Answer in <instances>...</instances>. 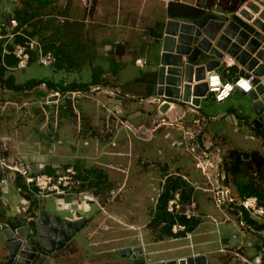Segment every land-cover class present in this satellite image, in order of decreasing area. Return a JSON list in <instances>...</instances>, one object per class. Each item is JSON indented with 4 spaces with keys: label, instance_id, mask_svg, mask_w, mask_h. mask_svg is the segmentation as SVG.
<instances>
[{
    "label": "rangeland",
    "instance_id": "1",
    "mask_svg": "<svg viewBox=\"0 0 264 264\" xmlns=\"http://www.w3.org/2000/svg\"><path fill=\"white\" fill-rule=\"evenodd\" d=\"M114 4L110 3L108 0H102L100 5L97 4L96 8L94 9V12H91V8L93 6V0H53L52 6H49L45 11H42L41 16L44 19L51 20L53 24L60 25V27H64L63 24H67V26H70V29H67V31L62 34L63 38H58L57 40L64 43V41L71 39L70 47L75 50L77 53L75 56V61L77 62V66H71L70 70L67 71V68L65 70H58L54 69L53 66H44L40 65L37 61L31 63L28 68L26 69H16V70H10L14 71L16 73L18 81L20 83L25 82L28 79L31 78H51L54 80H62L63 85L69 84L72 81H79V82H87L90 80L91 77V65H100L102 66L106 73L105 77L109 79L108 83H103V88H112V87H120L122 90L125 91V88H129L133 90H136L134 93L135 96H139V92L146 93L144 89L148 85L149 81H153L157 78L158 72L156 71V68L160 65V51L162 47L161 40H156L151 33V28L155 27V24L157 21H163L166 22L167 20V9L165 7L164 0H155V2L158 3L159 8H146L144 19H138V17L135 14L129 15V18L127 16V11L119 6V3H117V0H111ZM187 3H196L199 0H184ZM2 4V2H0ZM17 4L20 5V1H17ZM124 5L125 2H124ZM128 5L135 9L134 5H137L133 1L128 2ZM217 12L221 15L224 13L219 12L218 6L215 5L213 8V12ZM128 21V22H127ZM165 22V23H166ZM129 28H133L131 32H129ZM64 29V28H63ZM66 29H64L65 31ZM50 31L46 33V35H49ZM36 37H42V35H34ZM48 37V36H46ZM70 37H74V40ZM50 38V36L48 37ZM119 41L120 43L115 45V43ZM127 41V42H126ZM125 42V43H123ZM69 46L67 48L69 50H72ZM118 47H121L122 50L125 48L124 51H122V54L118 52ZM114 50L113 55L108 54V51ZM138 51V54H141V56L144 57L146 60V66L140 67L136 64L135 59L138 54L135 52ZM125 53V54H124ZM123 55V56H122ZM85 57V58H84ZM93 63V64H92ZM116 70L118 73L115 77L112 76V69ZM143 78V81H138L139 79ZM155 78V79H154ZM119 79V80H118ZM142 80V79H141ZM149 80V81H148ZM119 81H123V87L122 84L119 83ZM135 85L133 86V84ZM137 83V84H136ZM132 85V86H131ZM47 93V87L42 86H36L32 89V92H23L21 94L11 95L10 92L6 91L0 96V103L4 106L2 108V113L4 115L3 123H10L11 125H15L16 127L22 128L27 125L25 121L30 120L31 118H35L34 122L41 124L43 122V125L49 122L46 119V114H44L43 111V101H44V95L42 97V94ZM100 97L102 99L110 100V97L106 95L105 91L102 90H87L85 96H81L77 99L76 106L79 108L82 107L84 110H90L93 109L96 105V101L93 99L95 97ZM108 97V98H106ZM92 98V99H90ZM34 101V102H33ZM66 101V98H65ZM114 102L109 103L112 105L110 107V111H106V115L101 113L100 115L105 117V121H100L99 119V125L106 128L102 131H99L98 129V135L102 136H108L106 138H103L104 143L109 140V136L112 131L108 129V127H113V131L118 132L123 126L125 127L126 124H128L129 128L128 130L131 133V136L135 138V140H138L135 136L139 135L140 137L147 138L149 135V131L147 127L142 129V126L138 132L134 130L132 125L137 126L140 125L137 121L136 122H130L131 118H126L125 115L122 114H116L113 117V108L118 106L117 104H120L116 102L117 100H113ZM128 101L132 102L133 106L136 108L135 111H137L138 107L140 110H142V106L138 98L129 99ZM126 102V101H122ZM134 103H136L134 105ZM42 104V105H41ZM121 105V104H120ZM147 105V104H146ZM108 106V104H107ZM20 107V108H19ZM23 107V108H22ZM25 107V108H24ZM63 108V104L61 106ZM22 108V109H21ZM62 108H60V115L58 119V125L57 127H54L55 131L57 132L58 129H60L59 134H55L51 131H42L40 128L35 130H30L28 132L29 135H27V140L32 138L34 142L30 143L34 147H38L39 151H45L50 156H54L56 153L62 152L66 153L68 159H74V153L76 154L77 151L79 153L87 154L85 150H90L97 154L98 151L94 150L95 146L94 144L89 143L91 140H89V135L87 133H90L91 136L97 132L93 127H87V121L90 123L87 118V116L83 117L82 115V125L80 132L78 131L77 127H73L74 121L76 122L79 120V116H75V118H72L70 109L68 110L69 115L63 117ZM18 109V110H14ZM25 109H29L31 113ZM47 109V107H46ZM15 112L14 114H8L7 112ZM27 111V113H26ZM143 111V110H142ZM225 111H228L231 118L224 117ZM200 112L204 113L205 118L207 119L212 115H217V117H220L218 120H210L207 122L205 120L204 122L200 120V122H192L190 121L189 125L186 127H189V129H195L194 133L196 134L197 130H200L196 136L198 137V141H200L202 138L204 139L203 142H205L207 137L203 136V128L208 127L211 130L210 133V143L207 145H210L213 152L216 151V146L221 144L224 147V150L222 151L223 157L228 154V152L231 149H245L244 147H249L251 151H259L264 155V134H252L254 137L251 140H248V137H246V130L239 128V131L234 134V126H236V121L234 120V117H240L241 114L248 120L247 125H250L252 123V120L257 119V113L252 107V99L251 98H229L223 103H218L214 101L212 98L207 97L205 99H202L200 102ZM108 113V114H107ZM32 114V116L30 115ZM30 115V116H29ZM29 116V117H28ZM191 116V115H190ZM113 117V120L111 118ZM136 117V116H135ZM133 117V118H135ZM192 117V116H191ZM12 118V119H10ZM52 122L54 124L55 119L52 117ZM75 119V120H74ZM84 120V121H83ZM108 122V127H107ZM203 122V123H202ZM240 122V121H238ZM2 123V124H3ZM36 123V124H37ZM70 124V126H68ZM77 126L79 127L78 123ZM103 127V128H104ZM114 127H118L119 130H116ZM172 133H174V129L172 128ZM263 129V128H262ZM123 130V128H122ZM176 130V129H175ZM125 131V130H123ZM134 131V132H133ZM223 132V134H219L217 132ZM126 132V131H125ZM214 132V133H213ZM127 133V132H126ZM137 133V134H136ZM217 133V134H216ZM226 133V134H224ZM23 134V133H22ZM21 134V136H22ZM96 135V134H95ZM112 134L111 136H113ZM110 140L109 142H114L115 145L112 146L115 148H119L122 146L120 143L117 144V137L113 138V140ZM122 135H120L121 137ZM248 136V135H247ZM182 138V136L180 137ZM66 140V141H64ZM85 140L88 141L85 143ZM168 140V139H167ZM167 140L165 141L166 145ZM174 139H172L173 141ZM190 140L193 142V139L190 138ZM188 140V142H190ZM38 141L41 143L38 144ZM63 146V147H62ZM104 146V144H100V147ZM187 146V145H183ZM4 144L1 145L0 148V158L4 161H6V164L8 165H14L15 162H24V159L22 158L21 154H14V146H11L8 143V149L5 150ZM77 147L76 152H73L72 149ZM98 147V148H100ZM177 144H174L171 148H166V156L163 158L159 163H162L161 169L163 170V165L165 162L172 161V158L170 154L173 156L180 155L181 151H178ZM206 149V148H205ZM189 151V150H187ZM100 152V151H99ZM13 154V155H11ZM13 156V157H12ZM109 155L101 156L100 161L101 162H110L112 165H115L116 162L119 164H127L128 157L121 156L119 158L117 157H111L110 159ZM82 162L83 159H77L76 162ZM135 160V159H134ZM138 160V159H137ZM152 160V159H151ZM132 161V160H131ZM130 161V162H131ZM97 161L90 160L87 163L88 164H95ZM25 163V162H24ZM130 164V163H129ZM84 165H86L84 163ZM98 165V164H97ZM144 165L146 167V178L143 179V182H139L138 180L141 178L139 175L134 177V172L139 171ZM156 163L155 161H148L145 160L141 164L140 161H133V165L131 167V176L127 184L122 182L123 178L125 177V173H122L120 171L112 170L110 169V166L102 165L100 167H103L108 173V178H104L102 176L99 177L98 173L92 174L93 178H91V182L88 186L81 187L77 189L76 192H78L76 197H70V196H61V198L64 199V201L70 202L69 204H65L63 209H57L56 211H62L60 215H71L69 217L75 218L77 215L82 216L84 215L83 211L81 210L82 204L84 202L88 203H95V201L100 202L102 204L110 203V211L114 207L113 213L116 217H121L124 220H131L132 223H138L140 225H143L142 229H144V238L153 239L156 235L160 236V238H169V236H166L164 232L161 230L160 225H155L153 216L155 213L156 208V198L158 196V189L161 188L164 177L161 178L160 173L155 170ZM172 168V164H170ZM85 167V166H84ZM41 167L39 166L38 169ZM83 173V170L80 169ZM155 171L157 173V177L154 179L149 178L148 175H150L149 171ZM1 171V177H0V219L7 220L9 218L14 219V222L17 221H24V224L29 222V217H33L34 222H38L42 210L46 209V202L47 206L54 208L56 205L55 198H36L38 201V205L35 209L28 211V205L30 202V199L26 197V195L23 192H20L17 187L13 186L14 179L12 178V169L7 168L6 166H3L0 168ZM145 171V172H146ZM194 168L191 171V175L189 178L192 180V182H196L198 185H200L201 189H196L190 186L189 193L190 197H193L197 203V208L199 204L204 205L202 203H205L204 199L205 197H210L212 200V194L208 195L206 193L201 192L202 188L206 185L214 187L215 183L212 184L211 180L208 178H204L203 175L200 173H196ZM37 172H44V170L40 169ZM141 172V171H140ZM165 171H162V175H164ZM216 173H213L212 176L214 178ZM175 178L173 176V173L169 174V177ZM88 177V176H87ZM220 178V177H218ZM231 180V179H230ZM229 180V181H230ZM13 182V184H12ZM167 182V181H165ZM235 181H230L231 186L233 187V192L238 194V190L236 187V184H234ZM5 183V186L12 185L9 189L12 192H9L3 184ZM119 194L115 197L114 201L111 200L112 189L120 188ZM4 192H8L9 196L14 197V205L11 207V205L8 203V201L5 202L6 198L4 197ZM80 192V193H79ZM35 195V194H34ZM193 195V196H192ZM36 197V196H35ZM189 197V198H190ZM60 198V197H59ZM5 199V200H4ZM12 199V202H13ZM188 199V198H187ZM199 201V202H198ZM213 202V200H212ZM72 203H75L76 205L73 206ZM86 204V203H85ZM214 206V202L212 203ZM216 206V205H215ZM63 207V206H62ZM100 209V206H98ZM93 208H97L93 206ZM12 211V213H15V216H9L11 215L9 211ZM55 212V213H57ZM90 214V213H89ZM217 214L220 217H223L221 214L217 212ZM233 214V213H232ZM94 215V213H93ZM96 216V213H95ZM113 216V215H112ZM228 217L232 218L234 216L231 214L227 215ZM225 215V218H227ZM8 217V218H7ZM94 217V216H93ZM112 218V217H111ZM235 221V216L233 217ZM137 220V221H135ZM230 220V219H229ZM231 221V220H230ZM232 222V221H231ZM236 222V221H235ZM146 224V225H145ZM33 235L31 237V241L36 243L37 245H40V236L39 231L36 224H33ZM145 225V226H144ZM93 225L90 224L88 227H86L84 230L79 231L75 239L71 241V244L67 246L65 250H57L52 253H47L41 249L39 246L38 248V254L33 260L32 264H69L72 263V260H75L78 258V254L76 251H74V248H80L87 246L88 239H89V232L92 230ZM15 228V227H14ZM211 226L210 223L204 221L203 225L200 226L199 232L196 236L193 238V241L202 242L205 241L207 238H210L209 230ZM105 229V228H104ZM257 232H249V231H242L241 232V238H244L246 240L243 241V245H239V242H234L226 245L224 247L223 256L224 259L222 262L224 264H237V257L244 256L248 259L253 258L256 254L264 252L263 243H264V235ZM95 234H93L92 238H94L95 241H99V244L96 242L91 241V246H93L91 249L99 250L105 248V243L103 242V238H105L108 234L105 230H100L99 232L95 231ZM97 233V234H96ZM130 234H136L137 231L132 230L129 231ZM91 238V239H92ZM31 242V243H32ZM131 243H140V239L136 236L131 238ZM146 242V241H145ZM189 242V239L187 237H183V239L176 240L175 242L170 243H161L159 244L161 249H167L169 246H171V243H176L177 245H181V243H187ZM257 242V243H255ZM122 244H125L123 242ZM121 245V244H119ZM148 245V244H147ZM145 244V246L147 247ZM202 245V244H201ZM72 246V247H71ZM74 247V248H73ZM148 247H150L148 245ZM197 247H193L194 249H197ZM210 247V246H209ZM192 248L186 247L183 249H177V252L174 255H182V254H188L190 253ZM21 251V250H20ZM73 252V253H72ZM10 253H11V245L6 240L3 230L0 229V264H5L10 259ZM58 253V254H57ZM69 255V256H68ZM173 255V253H167L165 252L161 256H170ZM109 263L116 262L117 264H132L133 260L128 257H122L117 256L114 253H111L109 255ZM79 261H82L81 258H78ZM5 261V262H4ZM243 264L242 261L240 260ZM211 264V263H210ZM239 264V262H238Z\"/></svg>",
    "mask_w": 264,
    "mask_h": 264
},
{
    "label": "crops",
    "instance_id": "2",
    "mask_svg": "<svg viewBox=\"0 0 264 264\" xmlns=\"http://www.w3.org/2000/svg\"><path fill=\"white\" fill-rule=\"evenodd\" d=\"M17 1L18 0H0V2H2V4H0V36L2 35V37H0V63H2V64H3V57H2L3 45L7 40H12V39H10L9 35L12 33H15L14 32L15 27L8 25L7 21H9L10 18H13L14 11L18 7H20L21 4L18 5ZM101 1L102 0H98L97 4L99 3V5H100ZM108 1L112 4H114L111 0H108ZM131 1H133L134 3L137 4V5H134L135 9L128 5V2H131ZM169 1L185 2L184 0H164L166 9H167V4ZM124 2L126 5H124ZM117 3H119V6H120L119 9H121V7H122L123 9H125V11H127L128 18H129V15L135 14L138 17V19L139 18L144 19L143 16H145V12H146L147 7L150 9L151 8L152 9L159 8L158 3L155 2V0H117ZM185 3H187V2H185ZM196 3H189V4H196ZM227 16L232 18L231 14H227ZM169 19H172V18H169L167 16V20H169ZM175 20H179V19H175ZM161 22H163V21H161ZM165 22H166V20H165ZM165 22H163L164 28H163V32H162L161 37L160 36L157 37L155 35H152L154 38H156V40H161L162 43H163V37H164V33H165V24H166ZM132 29L129 28V32H131ZM119 43L120 42L117 41L115 43V45H117ZM123 43H125V42H123ZM117 46H119V45H117ZM122 50L124 51L125 48H123ZM113 51L112 50L108 51V54L113 55ZM161 52H162V47H161L160 53ZM135 53L138 54V51H136ZM137 59L144 60L145 65L144 66L139 65L137 63ZM135 62L140 67L146 66V60L144 59L143 56H141V54H138L136 56ZM7 65H8L7 66V68H8L7 75L8 74L14 75L16 83H20L18 81L17 75H16V73H14V71H11L9 73V71L12 70L10 68L11 65H9V64H7ZM156 71H157V68H156ZM112 76L115 77L116 75L112 74ZM31 79L38 80V79H44V78L40 77V78H31ZM31 79H28V80H31ZM28 80H26V81H28ZM138 81L142 82L143 80L139 79ZM22 83H24V82H22ZM119 83L122 84L124 82L119 81ZM134 85H135V83L133 84V86ZM36 86L47 87V93L49 91V87H48L46 82H42L41 84L36 85ZM36 86H33V88H35ZM148 86L149 85H147L146 88L144 89V91L146 93H143L141 91V92H139V94H140L139 96H135L134 93L136 92V90H133V88L129 89V88L123 87V84H122V87L125 88L126 92H128L132 96L138 98V100L140 101L141 106L143 108L142 109L143 111L140 110L139 107H138L137 111H135L136 108L133 106L132 102H130L128 100H126V102H122L120 100H117L116 102L120 103L121 105L117 104L118 106L114 107L113 111H111V112H113V116L116 114H119V115L122 114V115H125L126 118H131L130 121H133V122L137 121L138 123L145 125L149 131V135L147 138L140 137L139 135H136L135 137L138 140H135V138H133L131 136L130 131L126 130L124 128L123 130H125L127 133L121 129L118 132L112 131L110 134V136L112 134H114L113 136H111V140H113V138L117 137V144L120 143L122 146H120L119 148L113 147L112 144L113 145H115V144H114V142H109L110 136L108 138L109 140H107V142L104 143L103 138H106L108 136L98 135V129H99V131H102L106 128V126L104 127V125H103L104 128L102 126H98L100 121H103V120L105 121V117H103V115L101 116L100 114L103 113L104 115H106V111H104L105 108H106L105 110L110 111V107L112 105L109 103V101L112 102V100L110 99L107 102V99L104 100V99L97 96V97L93 98L96 101L95 102L96 105L93 109H90V110H84L82 107L79 108L78 106H76L77 102L73 105L71 102H68L67 99H66V101L65 100L63 101V103H64L63 108L60 107V108H62L61 114L63 115L64 118H65V116L69 115V112H68L69 109H70L72 118H75V116H77V115L79 116V120H77L76 122L74 121L75 124H73V127H77L79 132L82 128L81 127L82 115H83V117L87 116L86 119L91 121L90 123L87 121V127L92 126L93 127L92 129H94V132H95V130L97 132H95L96 135L94 134L93 136H91L90 133H87V135H89V140L93 139L89 143L94 144L93 145V146H95L94 150L98 151L97 154H95L94 152H92L90 150H85L87 152V154L79 153V151H77L76 154L74 153V157H73L74 159L72 160V159L67 158V155H65L66 153L59 152V153H56L54 156H50L45 151L40 152L38 147H34L33 145L30 144V143L34 142V140L32 138L27 140V135H29L28 132L32 129L36 131L38 128H40V130H42V131H51L55 134H59L61 128L58 129L57 132L54 129V127H57L58 124H55V122L53 124V122H52L53 118L51 117L50 119H47L46 116L45 117L49 122H47L44 125L42 122L41 124H39V126H38L37 122H34L35 118H31L30 120L25 121V123H27V125H25L23 128H22V126L16 127L15 125H11L10 123H7V122L3 123L4 122V120H3L4 115L1 113L3 112L2 108L4 106L1 103H0V148H1V145L4 144V146H5L4 148H5V150H7L8 149V147H7L8 143L11 146H14V154H16V153L21 154L22 158L24 159L25 164L28 165L29 168L33 172H37L38 170L42 169L45 172L54 173V172H56V170H58L62 167L73 164L77 168L82 169L83 173H85V174H93V173L97 174L98 173V176L101 177L102 173H103L105 175H103L102 177L108 178V175H109V173L107 172L108 170L106 171L103 167H100L102 165H106V166H110V169H112V170H116V171H120L122 173H125V177L123 178L122 182H124V180H125V184H127L129 178L133 177V176H131V167L133 165V161L139 160L140 163L142 164L143 161H145V160H148V161L153 160L156 163L155 170L160 173L161 178L164 177V180H163V183L161 186H163L165 183V180H167L169 178L168 177L169 174L173 173V176H175V177L178 175H180V176L186 175V176L190 177V176H192L191 171L194 168L195 170L198 171V172L195 171V174L200 173L201 175L204 176V178H208L209 180H211L212 184L215 183V185L213 184L214 186H216L217 184H220V183H224L233 189L230 182H229V184H227V181H226V173H225L224 167H223V155L221 154L222 152H218V151L213 152L212 149H210L211 153L208 156H206L203 153L207 144L210 143L209 137H210L211 130L208 127L202 129L203 130V133H202L203 136L207 137L208 139H206L205 142H203V140H204L203 138L200 140L201 148H197L196 152H192L189 149L190 145H189V147L183 146V145H187L186 142L188 141L184 136L186 134V132L195 130V129H189V127H186L190 124L189 123L190 121L197 122V120H202L204 122L205 120H207V122H208L211 120L212 116H217V115H212L210 117V119H209V117L206 119L204 116V113L200 112V106H198L195 110H191V109H188L187 105H178L173 109V111L169 112L171 114L169 117L170 118H172V117L176 118L177 115L181 116L182 115L181 113H183V111H184L186 115L182 119H179V121H181V123H178L175 126L160 124V117L162 116L161 113L163 110L162 109L160 110L159 107L157 106V104L152 103L148 100L155 94V85L151 89ZM33 88L27 89L24 92H32ZM6 91L10 92L11 95H16V94L19 95L22 93V92L21 93L15 92L13 88H9V86H7L6 84H1V82H0V96ZM47 93L42 94V97L44 95V98H45ZM232 97L233 98H242V97L247 98V95L243 94L240 91H236L233 93ZM106 98H108V97H106ZM205 98H207V97H203V98H201V100L205 99ZM90 99H92V98H90ZM140 99H142V100H140ZM43 104H44V101H43ZM107 104H108V106H107ZM135 104L136 103H134V105ZM46 107L49 109L52 106L46 105ZM60 108H59L58 115H60ZM14 110H18V109H14ZM25 110H27L28 113L29 112L31 113V111L29 109H25ZM27 111H26V113H27ZM5 112H7V111H5ZM15 112L11 111V112H7V113L8 114H14ZM225 112L226 113L224 114V117L226 116L228 118H231L228 111H225ZM30 115L32 116V114H30ZM221 116L222 115H220V117ZM133 117H135V118H133ZM234 118H235L234 120L236 121L235 122L236 126H234V134H236L239 131V128L240 129L244 128V131L246 130L245 132H246V137H248V140H251L254 138L252 136V134L255 135L257 133L256 131L258 128L262 129V127H261L262 125L258 127V125L256 124V121H259L258 116H257V119L252 120V123L250 125H247L248 120L246 118H244V116H242V114L239 118L238 117H234ZM10 119H12V118H10ZM99 119H101V120L98 121ZM216 120H218V119H216ZM238 121H240V122H238ZM77 123H78L79 127L77 126ZM68 126H70V124ZM172 128L176 129V130L174 129V131H173L174 133H172V130H173ZM199 132H200V130H197V134ZM217 133L223 134V132H219V131ZM21 134H22V136H21ZM224 134H226V133H224ZM120 135H122V136L120 137ZM181 136H182V138H180ZM172 139H174V140L172 141ZM166 140H167L166 145H163V143L165 144ZM64 141H66V140H64ZM88 141L85 140V143H87ZM39 143H41V142L38 141V144ZM100 144H104V146L100 147ZM174 144H177V148L174 147V149L181 151L180 155L173 156L172 154H170L171 155L170 158H172V161L165 162V164L163 165L164 169L162 170L161 167H162L163 162L159 163V161H161L166 156H169V155L165 154V152H166L165 150H166V148H171ZM98 147H100V148H98ZM222 147H223V145H222ZM244 148L245 149H243V150H250L251 151V149L247 146ZM76 149H77V147H75V149L73 148L72 151L76 152V151H74ZM187 150H189V151H187ZM223 150H224V147H223ZM11 155H13V154H11ZM104 155H106V156L109 155L108 159H110L111 157L119 158L121 156L122 157L125 156V159H126V157H128V162L130 164L129 163H127V164L119 163L118 164L116 162L115 165H112L110 162H101L99 159L101 156H104ZM83 158H84L83 162H82V160L80 162H76L77 159H83ZM90 160L97 161V162H95V164H92V163L88 164L87 162ZM200 162L203 164V167H201V165L199 166ZM84 163L86 165H84ZM170 164H172V168H171ZM39 166L41 167L40 169H38ZM145 171H146V167H144V165H142L141 169L139 171L134 172L133 175H135L134 177H136L137 175L140 174L139 177H141V178L138 181L143 182V179L146 178V173H147V171L146 172ZM162 171L163 172L165 171L164 175H162ZM149 173H150V175H148L149 178L154 179L157 177V173L155 171L150 170ZM213 173H216L215 177H217V178H214L212 176ZM221 174H222V176H221ZM93 175L95 176V174H93ZM223 175L225 176L224 179H223ZM218 177H220V178H218ZM12 184H13V182H12ZM3 186H5V183L3 184ZM11 186L12 185L10 184L8 187L5 186V188H7V190L9 192H12L9 190V189H11L10 188ZM13 186L17 187L15 180H14ZM121 187L124 188V186H121ZM209 188L211 189L212 186L206 185L205 187H203L201 192L210 195V194H212V192H211V190H209ZM160 189L161 188L158 189V194H159ZM4 197L6 198V200L4 199L5 202L8 201V203L11 205V207H13V205H14V199L13 198L14 197L9 196L8 192H4ZM157 198H159V197L157 196ZM157 198H156V203L158 201ZM12 199H13V202H12ZM55 200H56V205L54 206V208H52V207L48 208L47 202H46V204H45L46 209L45 210H48L50 212H57L56 211L57 209H63L64 207H67V206H64V203L65 204L70 203V202L66 203L64 201V199L61 197L56 198ZM204 201H205V203H202L204 205H201V204L198 205V207H199L198 210L201 213V217L198 218V224L196 225L195 229L193 231H190L191 236L187 237L189 239V242L184 243V244L181 243V245H177L176 243H171V246H169L167 249H161L159 244L165 243V242H167V243L175 242L176 240H179L180 237H181L180 239H183L184 236H176V237L175 236H169V238L165 239V238H160V236L156 235L155 238L153 237V239H151V238H149V240H147V238L143 239L144 238V229L141 230L143 225H140L137 222L132 223V222H130L131 220H124L121 217L114 216V213H113L114 207L112 208L111 211L109 209V207L111 206L110 203L109 204L108 203L102 204L98 201L97 202L95 201V203L84 202V204L80 205L81 210L83 211L84 215L79 216V217L77 215L75 218L69 217L71 215H64L65 217H68L70 219H75V220L86 218L87 222L81 228L80 231L84 230L90 224L93 225L92 230L89 232V239H88L87 246L80 247V248H74L73 247L75 249L74 251H76L78 254V258L80 257L82 261H79V259L76 258L75 260H72V263H69V264H117L116 262L109 263L108 257L111 253L115 252V254L117 256L127 257L126 255H122L120 253V251L123 249L131 248V247H138L141 245H144V248L149 251V255H150L152 261H159V260L170 259V258H179V257H183V256H191V255H194L197 253H202L205 255V257L208 261V264H210V263L211 264H224L222 262V260L224 259V256L222 255L224 252V247L226 245H228L230 243H234V242H239V245H243V241L246 239L241 238V236H242L241 231H239L238 225L234 221V219H233L234 216H233L231 211H229L227 209H224V210L219 209L215 205L213 206L212 205L213 202H212L210 197H207V198L205 197ZM72 204H73V206L76 205L75 203H72ZM29 205H30V202H29ZM29 205H28V207H29ZM93 206H95L97 208H93ZM98 206H100V209ZM8 211H9V209H8ZM59 212H62V211H59ZM59 212H57V213H59ZM217 212L219 214H221L223 217H220L217 214ZM9 213L11 214L9 216H12V217L15 216V213H12V211H9ZM93 213H94V215H93ZM95 213H96V216H95ZM59 214H61V213H59ZM228 214H231L233 217L232 218L228 217L227 216ZM225 215L227 216V218H225ZM9 219H12V218H9ZM12 220L14 221V219H12ZM258 220L263 221L262 219H258ZM135 221H137V220H135ZM204 221L210 223L211 228L209 230V235L211 237L207 238L205 241H202V242L201 241L200 242L193 241V238L196 236V234L200 233L198 230H199L200 226L203 225ZM32 222H34V221H32ZM4 224H8L10 227L13 228V226L9 222V220L4 221V220L0 219V229L1 230H3L2 226ZM27 224H29V222H27L26 224L23 223L20 226H25ZM35 224H36V222H35ZM101 229L105 230L108 234L105 238L102 239L103 242L105 243V248L99 249V250L98 249L97 250L91 249L93 247V246H91V241L99 244V241H95L94 238H92V236H93V234H95L94 233L95 231L99 232ZM132 230L137 231V233L136 234H130L129 231H132ZM260 230H263V229H260ZM78 232L75 234V236L70 241H68L66 246L60 250H65L67 248V246L71 244V241L73 239H75ZM134 236H136L140 239L141 244H138V243L135 244V243L130 242L131 238H133ZM123 242H125V244H122ZM255 243H257V242H255ZM119 244H121V245H119ZM145 244L146 245L148 244L150 247H148V245L146 247ZM188 245L190 248H192L190 253L182 254V255H174L177 252V249H179V247H180V249H183V248L188 247ZM198 245H199V247L197 249L193 248V247H197ZM165 252L173 253V255L161 256ZM128 258L132 259L131 257H128ZM244 258H247V257L241 256V259H240V257H237V264H238V262L240 264L241 263L240 260H243ZM242 263H243V261H242Z\"/></svg>",
    "mask_w": 264,
    "mask_h": 264
},
{
    "label": "built area",
    "instance_id": "3",
    "mask_svg": "<svg viewBox=\"0 0 264 264\" xmlns=\"http://www.w3.org/2000/svg\"><path fill=\"white\" fill-rule=\"evenodd\" d=\"M249 1L250 0H247L246 3H244L236 11V15L239 18H241L242 21H245V18L242 15V10L246 9L248 11H251V9L247 7V3ZM255 2H256V6L259 7V11H258L259 13L264 8V5L261 4L258 0H256ZM258 13H254V15L257 16ZM215 20L220 21L222 19L216 18ZM223 20L225 23L224 27H227L229 22L235 19L228 17ZM179 21H186V20H179ZM186 22L193 23L194 21H186ZM7 24L16 27L18 25V22L15 18H10L9 21H7ZM245 29H246L245 32L244 31L242 32V29L237 30L233 37L227 34V36L231 39V42L227 44L226 46L227 49H220V52L222 53L221 56H213V55L209 56V58H215L219 62L215 65L213 69L210 70L206 69L204 79L200 80L199 82L197 81L193 82V84L200 82L206 83L205 94L200 96V99L203 97H210L218 103H223L224 101L232 97L233 93L236 91H240L243 94L247 95L249 92L256 90L257 86L259 85H262L264 87V72L261 75H257L255 73V70L258 67L264 65V59L262 58V56H260L261 53H264V38L259 37L255 33L257 30H259V28L253 26L251 22L249 23V27ZM259 31L261 32L262 35H264V29H261ZM222 33H223V28L219 31L218 37ZM16 34H22L25 37V40L22 42H14V37ZM194 35H195V31H194ZM9 36L10 39L12 40H7L4 43L2 49V57H3V64L6 65L4 63L5 56L9 54L14 55V57L17 59V62L14 66L10 67L12 70L28 68L31 63L33 53L37 54V61L40 65L52 66L56 62L57 57L54 51L45 50L43 41L40 38L29 34H25L23 32L12 33ZM0 37H2V35ZM202 37H206V35L202 33L199 36V39ZM10 43H12L13 45L12 49L9 48ZM215 46H217L215 44V41H212V45L209 48V50L213 49ZM231 47H233L232 48L233 52H230L228 50ZM201 54L208 55L210 53L200 49L197 43H193L191 52L189 54H185L183 56V60L185 61L187 56H191V58L193 59V64L196 68L201 63L198 60ZM239 56L240 59L238 58ZM251 62H254V64H251ZM137 63L141 66L145 65V61L142 59H137ZM234 68H236L235 69L236 71L232 72V69ZM102 84L103 83L92 85L90 86L89 90L105 91L106 95L110 97L112 102H114L113 100L126 101L129 99L136 98L131 94H129L128 92L122 90L119 86L108 89V88H103ZM86 92L87 90H82V89L70 90L65 92L61 88L49 89L47 95L44 98V104H43L44 114H46L47 118L54 117L55 124H57L59 119V115H58L59 108L62 106V104L64 105L63 101L65 100V98L70 99L71 103L74 105L79 97L86 95ZM262 95H264V90L262 94L259 96V99H261ZM193 97L194 96L192 95L191 99L188 101L183 100L182 98L172 100L166 97L164 94L155 93L148 100L152 103L157 104L159 109L163 110L161 113L162 116L160 117V124L175 126L178 123H181L179 119H182L186 114L183 111V113H181L182 114L181 116L177 115L176 118L175 117L170 118L169 116L171 114L169 112L173 111V109L178 105H187L188 109L195 110L200 105H196L193 102ZM165 104H167L168 106L167 108L163 109L162 107ZM46 105H50L52 107L46 109ZM113 117L111 118V120H113ZM219 118L220 117L212 116L211 120H216ZM197 122H200V120H197ZM262 123L263 124L261 127L264 129V122ZM141 126L142 129L145 128V125L143 124L137 126L132 125V127L136 132L140 130ZM107 127H108V122H107ZM127 127L128 124H126V126L125 127L123 126L122 128L128 130L129 128ZM114 128L116 130H119L118 127H114ZM108 129L110 131H113V127H108ZM194 132L195 131H187L186 134L184 135L187 140H190V138L193 139V142L190 140L191 143L188 141L186 142L187 147H189L190 145L189 149L192 152H196L197 148H201L200 141H198V137L196 136L197 132L196 134ZM210 149H211L210 145H207L203 153L206 156H208L211 153ZM222 150L223 147L221 144L216 146V151L222 152ZM246 151H250V150H246ZM0 165L1 167L6 166L7 168L12 169V178L14 180L16 179L17 174L22 175L24 179V183L28 187V191L34 192L36 198L48 199L52 197L56 199L61 196L64 197L70 196L72 198L76 197L75 195L78 194V192H76L77 189L84 186H88L91 182V178H93L92 174L82 173L80 169L73 164L62 167L56 170V172L54 173H49L45 171L33 172L29 168V166L23 162L16 161L14 165H8L6 164V161L2 160L1 158H0ZM200 165L201 167H203V164L201 162L199 163V166ZM252 174L256 181L260 180L259 174L256 170L253 171ZM175 178H181L186 183L182 187H177L175 189L173 188L170 190L171 196L167 202V211H169L175 217L185 216L187 219L200 218L201 213L197 208V203L193 197H190V193H189L190 186L196 189L199 188L201 189L200 185H198L196 182H192V180L186 175L183 176L178 175ZM224 178L225 176L223 175V179ZM17 189L20 192H22V190L19 187H17ZM121 189L122 187L118 189L114 188L111 190L112 201H114L115 197L119 194ZM209 190H211L212 192V200L217 208L222 210L227 209L234 214L235 221L236 224L238 225L239 231L241 232L258 231L256 227L247 220L245 215L248 213L250 217L254 219L264 220V204L260 203V199L257 195H249V196L241 197L239 193L238 194L234 193L233 189L224 183L217 184L213 188L211 189L209 188ZM28 191H26V193ZM163 191H164V185L161 187L158 197ZM184 191H186L189 194V196L186 198L183 197ZM32 220L33 217H29V222H31ZM186 229H187L186 224L178 221H176L172 226V230L174 233H178L180 231H186ZM259 231L260 234L264 235V230H259ZM32 234H33V230H32ZM183 236L190 237L191 236L190 231H187L186 234ZM141 246L144 250V254L142 255L140 254L139 257H144L148 263L171 262V264H178L180 259L182 258L186 259L190 257V256H183L179 258H170L159 261H152L149 255V251L144 248V245ZM37 254L38 252L35 251V257L37 256ZM200 255L205 256L202 253H197L191 256L197 257ZM17 259H20V250L13 264H17ZM34 259L29 258L30 260L29 264H32ZM206 264H208L207 259H206ZM243 264H264V252L256 254L251 259L244 258Z\"/></svg>",
    "mask_w": 264,
    "mask_h": 264
},
{
    "label": "trees",
    "instance_id": "4",
    "mask_svg": "<svg viewBox=\"0 0 264 264\" xmlns=\"http://www.w3.org/2000/svg\"><path fill=\"white\" fill-rule=\"evenodd\" d=\"M21 5L18 7L14 13L13 18L18 22V25L15 27L14 32H23L29 35H42L40 39L43 41L45 50L54 51L57 60L52 65L54 69L58 70H70L71 66H77L75 61L76 52L70 47L72 44L71 39L65 40L64 43L58 41V38H63L62 34L70 29V26L63 24L64 27L60 25H55L51 20L44 19L41 16L42 11H45L49 6H52L53 0H19ZM98 0H93V6L91 12H94ZM247 0H199L196 4H189L180 1H169L167 4V16L172 19L186 20V21H195L206 17L208 15L214 16L218 19L228 18L227 14H231L232 18L236 21L242 23L236 15V11L246 2ZM218 6L219 12H223L221 15L217 12H213L214 6ZM66 29L64 31V29ZM164 28V23L158 21L155 24V27L151 28V33L157 37H161ZM50 31L49 35H46ZM50 36V38L46 37ZM72 38V37H70ZM74 40V37L72 38ZM25 40V37L22 34H16L14 37V42H22ZM69 46L72 50L67 48ZM9 48L12 49V43L9 44ZM118 47V52L122 54V51ZM197 53V52H196ZM196 55V54H195ZM85 58V57H84ZM37 60V54H32L31 63ZM5 64L14 66L17 62V59L14 55L9 54L5 56ZM30 63V64H31ZM93 64V63H92ZM0 63V82L1 84H6L9 88H13L15 92H24L27 89L33 88V86L39 85L42 82H46L49 89L61 88L64 92L76 89L89 90L90 86L97 85L101 83H108L109 79L105 77V69L100 65H91V77L87 82L72 81L69 84L63 85L62 80H54L51 78L44 79H31L24 83H16L15 76L8 74L7 66ZM112 69V68H111ZM236 68L232 69V72L236 71ZM117 75V71L112 69V74ZM143 80V78H141ZM155 79V78H154ZM149 81V80H148ZM156 83V79L149 81L148 87L151 89ZM68 102H71L70 99H67ZM256 124L261 126L263 123L261 121H256ZM257 134H264V129H257ZM223 167L226 173V181L229 184L230 181H235L238 193L241 197L249 195H257L260 199V203L264 204V155L259 151H246L240 149H231L228 154L223 157ZM257 171L259 174L260 180L256 181L252 172ZM1 177V171H0ZM231 179V180H230ZM230 180V181H229ZM164 184V191L160 194L158 201L156 203L155 213L153 216L154 224L160 225L162 232L166 236H183L187 231H193L198 224V219H187L185 216L175 217L169 211H167V202L170 199V190L177 187H182L185 185V181L181 178H172L169 177ZM16 186L19 187L22 192L30 199V205L28 211H31L36 208L38 201L34 195V192L28 191L27 185L24 183L22 175L17 174L15 179ZM26 191H28L26 193ZM189 194L184 191L183 197H188ZM247 220L252 223L256 229L264 230V220L259 221L250 217L247 213L245 214ZM12 224L13 228L18 227L24 223L23 220L17 221L16 223L12 219H8ZM178 221L186 224V231H180L174 233L172 230L173 224ZM31 227H33L35 222H29ZM264 244V243H263ZM264 248V245L263 247Z\"/></svg>",
    "mask_w": 264,
    "mask_h": 264
},
{
    "label": "water",
    "instance_id": "5",
    "mask_svg": "<svg viewBox=\"0 0 264 264\" xmlns=\"http://www.w3.org/2000/svg\"><path fill=\"white\" fill-rule=\"evenodd\" d=\"M255 1L250 0L247 3V7L251 11L242 10V15L246 21H243V24L232 20L227 27H224V20H215L216 18L211 15L195 20L193 23L169 19L165 24L160 65L157 68L158 75L155 93L164 94L172 100L182 98L186 101L190 100L193 95V102L196 105H200V96L205 94L206 83L193 84V82H199L204 79L206 69H213L219 62L215 58H209V56H221L220 49H227V44L231 42L227 34L233 37L239 29L245 32V28L249 27L250 22L253 26L258 27L259 30L264 29V8L258 13L259 7L256 6ZM258 1L264 5V0ZM254 13H258V15L255 16ZM222 28L223 33L218 37V33ZM259 30L255 33L259 37L264 38V35ZM202 33L206 37L199 39ZM212 41H215L217 46L209 50ZM193 43H197L200 49L210 53L208 55L201 54L198 58L201 63L196 68L191 56H187L186 60H183V56L191 52ZM232 48L228 50L233 52ZM260 56L264 59V53H261ZM238 58L240 59V56ZM254 62H251V64H254ZM263 72L264 65L255 70L257 75H261ZM263 90L264 87L259 85L256 90L247 94V98L252 99V107L258 115V119L262 122H264V95L261 96V99H259V96ZM167 106L165 104L162 108L165 109ZM86 222V218L75 220L62 216L59 213L42 210L40 218L36 222L40 236V245L31 241L33 227L30 224L16 228L4 224L2 226L3 233L11 245L10 259L5 264H13L19 250H21L20 259H17V264H29V258L34 259L35 251H38L39 246L47 253L62 249L81 230ZM120 253L131 257L133 260L132 264H171V262L148 263L144 257H139V254H144L142 246L123 249ZM178 264H206V257L203 255L197 257L190 256L186 259H180Z\"/></svg>",
    "mask_w": 264,
    "mask_h": 264
}]
</instances>
